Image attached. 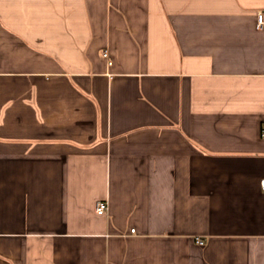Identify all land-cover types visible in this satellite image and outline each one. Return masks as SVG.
<instances>
[{"label": "crops", "instance_id": "1", "mask_svg": "<svg viewBox=\"0 0 264 264\" xmlns=\"http://www.w3.org/2000/svg\"><path fill=\"white\" fill-rule=\"evenodd\" d=\"M260 12L0 0V264H264Z\"/></svg>", "mask_w": 264, "mask_h": 264}, {"label": "built area", "instance_id": "2", "mask_svg": "<svg viewBox=\"0 0 264 264\" xmlns=\"http://www.w3.org/2000/svg\"><path fill=\"white\" fill-rule=\"evenodd\" d=\"M257 24H258V27H260V28L264 26V13H262V12L258 13ZM263 139H264V132H263ZM261 187H262V190L264 191V181H262ZM108 204L109 203L107 201H100L97 205V208H96L97 214L98 215H105V213L108 209ZM132 232H135V231L132 230ZM197 242L200 245H203V243H204L202 239H198Z\"/></svg>", "mask_w": 264, "mask_h": 264}]
</instances>
